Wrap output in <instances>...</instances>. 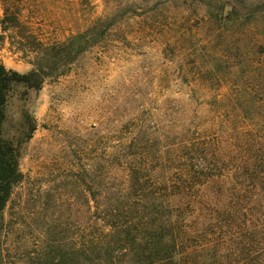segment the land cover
<instances>
[{"label": "rangeland", "instance_id": "rangeland-1", "mask_svg": "<svg viewBox=\"0 0 264 264\" xmlns=\"http://www.w3.org/2000/svg\"><path fill=\"white\" fill-rule=\"evenodd\" d=\"M92 30L75 60L71 38ZM57 53L40 89L15 87L8 102L22 180L1 264H86L89 195H171L130 189L136 162L150 182L188 166L175 205L193 198L196 215L262 195L264 0H0V64L28 74Z\"/></svg>", "mask_w": 264, "mask_h": 264}, {"label": "trees", "instance_id": "trees-1", "mask_svg": "<svg viewBox=\"0 0 264 264\" xmlns=\"http://www.w3.org/2000/svg\"><path fill=\"white\" fill-rule=\"evenodd\" d=\"M87 34L71 38L68 49L75 60L98 38ZM59 54L42 55L41 63L28 74L0 64V230L13 189L22 180L20 143L3 137L11 93L18 86L40 89L48 70L60 69ZM35 130L31 126V132ZM147 167L132 165L130 189L141 192L154 186L171 195H89L90 224L83 243L86 264H264V181L257 167L254 185L262 195H230L222 208L202 205L199 215L193 198L186 206L175 205V198L181 196L176 194L191 189L188 166L176 181L166 182H150L144 174ZM1 260L0 238V264Z\"/></svg>", "mask_w": 264, "mask_h": 264}]
</instances>
